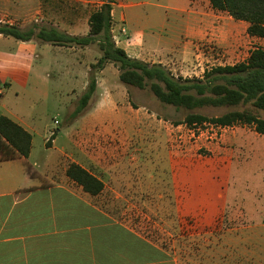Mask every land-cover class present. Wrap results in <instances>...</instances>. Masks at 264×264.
<instances>
[{
  "label": "rangeland",
  "instance_id": "1",
  "mask_svg": "<svg viewBox=\"0 0 264 264\" xmlns=\"http://www.w3.org/2000/svg\"><path fill=\"white\" fill-rule=\"evenodd\" d=\"M5 2L0 23L10 21L21 29L32 25L55 28L80 37L88 33L89 17L102 4V0ZM143 9L144 15L155 11L148 6ZM242 37L246 48L241 49L247 58L253 49L264 47L262 41L244 33ZM26 44L13 38L0 39L1 77L12 84L10 89L2 90L4 106L31 115L38 134L47 137L53 132L58 146L76 138L83 150L81 157L92 147L98 159L96 171H102L108 196L122 195L121 212L125 219L137 222L142 235L169 249L179 228L187 226L179 217L264 215V135L242 125H174L187 114L212 118L241 107L176 109L160 103L148 87L140 90L120 83L114 66L104 75L93 70L91 66L100 55L96 45L71 52L37 40H32L30 46ZM207 56L203 71L241 63L243 57L233 58L217 48ZM203 73L173 75L190 79L200 78ZM91 77L96 78V92L87 107L73 117ZM253 112L264 119V111ZM116 134L118 139L113 140ZM96 136L105 138L98 145L105 150H96L94 144L87 143L88 138ZM34 139L37 143L40 137ZM35 150L38 152L36 144Z\"/></svg>",
  "mask_w": 264,
  "mask_h": 264
},
{
  "label": "crops",
  "instance_id": "2",
  "mask_svg": "<svg viewBox=\"0 0 264 264\" xmlns=\"http://www.w3.org/2000/svg\"><path fill=\"white\" fill-rule=\"evenodd\" d=\"M5 1L0 0V11L6 8ZM124 1L128 0H113L112 4L111 32L116 46L128 57L161 65L172 75L203 73L207 55L215 48L233 58L242 54V62L246 61L241 49L246 48L243 33L264 42L249 37L247 23L212 9L208 0ZM147 6L155 9L153 15H144ZM4 38L10 37L0 35ZM31 42L22 43L30 46ZM205 47L209 52L205 53ZM67 49L76 52L87 47ZM11 85L0 72V116L31 135V150L26 159L0 162V264H264V215L179 217L187 226L179 228L169 249L142 235L136 221L124 218L122 195L108 196L102 171H96L95 150L90 147L81 157L83 150L76 138L58 146L53 132L47 137L39 135L31 115L4 106L3 91ZM35 136L40 137L37 143ZM87 140L96 150H105L98 146L104 137ZM98 162L102 163L100 158ZM70 164L100 180L102 191L90 195L70 180L66 176Z\"/></svg>",
  "mask_w": 264,
  "mask_h": 264
},
{
  "label": "trees",
  "instance_id": "3",
  "mask_svg": "<svg viewBox=\"0 0 264 264\" xmlns=\"http://www.w3.org/2000/svg\"><path fill=\"white\" fill-rule=\"evenodd\" d=\"M208 1L212 9L226 12L235 21L247 23L246 33L250 37L264 39V0ZM112 4L113 0H102L99 9L89 17V32L86 36H73L55 28L37 25L21 29L1 23L0 35L21 42L37 40L66 48L96 45L100 55L91 66L93 70L100 72L107 64H112L118 70L120 83L140 90L148 87L162 104L189 111L205 106L242 108L212 118L187 114L182 122H174L175 126L184 124L188 128H198L212 125L227 128L242 125L252 128L256 134L264 135V119L253 112L264 111V47L253 49L244 62L212 67L204 71L201 78H176L161 65L132 59L116 46L111 32ZM96 88V79L91 77L73 117L87 107ZM30 150L31 135L9 118L0 116V162L17 157L26 159ZM66 176L90 195H97L103 189L100 180L76 164L68 166Z\"/></svg>",
  "mask_w": 264,
  "mask_h": 264
},
{
  "label": "built area",
  "instance_id": "4",
  "mask_svg": "<svg viewBox=\"0 0 264 264\" xmlns=\"http://www.w3.org/2000/svg\"><path fill=\"white\" fill-rule=\"evenodd\" d=\"M203 76V75H202Z\"/></svg>",
  "mask_w": 264,
  "mask_h": 264
}]
</instances>
